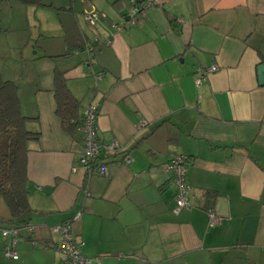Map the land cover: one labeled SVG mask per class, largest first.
I'll return each mask as SVG.
<instances>
[{"label":"crops","instance_id":"0c3cea01","mask_svg":"<svg viewBox=\"0 0 264 264\" xmlns=\"http://www.w3.org/2000/svg\"><path fill=\"white\" fill-rule=\"evenodd\" d=\"M133 1L140 0L27 6L36 8L37 21L47 8L64 12L67 39L58 52L56 45L40 56L22 52V61L14 55L23 44L9 50L3 40L18 18L4 17L7 1L0 4V75L18 86L21 113L32 119L27 128L39 133L27 152L29 223L7 224L0 197V264H60V235L51 228L68 221L81 254L100 264H264V85L257 73L264 64V0H150L133 22L113 30ZM92 9L101 13L94 25L84 18ZM51 26L40 24L39 36L52 38ZM212 65L217 70L197 86L196 69ZM56 72L79 103L66 127L56 114ZM91 104L98 106L106 166L94 175L80 167L81 116ZM113 142L119 151H110ZM177 152L191 161L190 208L175 214L162 165ZM124 154L129 164L119 163ZM209 213L221 222L211 225ZM13 227L16 260L5 257L12 240L1 234Z\"/></svg>","mask_w":264,"mask_h":264},{"label":"built area","instance_id":"2783aa9c","mask_svg":"<svg viewBox=\"0 0 264 264\" xmlns=\"http://www.w3.org/2000/svg\"><path fill=\"white\" fill-rule=\"evenodd\" d=\"M152 5L150 0L133 1L129 10L125 13V17L121 22L112 23L111 28L115 31L123 29L128 23L133 22L134 18L138 14H142L148 7ZM101 17V13L96 10L84 11V18L87 23L94 25L97 19ZM95 44L109 45L111 41L109 39L100 41L96 39ZM94 47L88 46L86 48L87 59L93 57ZM217 67L212 65L210 67H198L195 72V84L200 86L205 77L214 71ZM98 115V106L91 104L84 108L81 116V127L84 132V146L82 149V155L80 159V167L86 170L89 175L103 174L106 170L103 162L100 159L101 145L97 139L96 119ZM143 124L139 125L142 126ZM110 151L117 152L120 150L118 143L113 142L109 145ZM129 155L124 154L120 160V164H129ZM191 161L188 157L182 153L171 154L169 160L162 165L164 171L170 174L172 186L174 188V201L175 207L173 212L178 214L182 209H189V196L190 186L187 182V170ZM210 224H219L221 218L213 213H209ZM25 229L30 234L32 228L26 226ZM53 233L60 235V242L57 250L61 256L60 264H100L98 259L92 260L81 254L80 248L83 246L81 241H78L73 233V226L71 222H65L60 226H54L51 228ZM1 234L3 237H11V245L4 248L5 257L16 260L18 255L14 250L17 236L19 235V228H7L2 229Z\"/></svg>","mask_w":264,"mask_h":264},{"label":"trees","instance_id":"16d2710c","mask_svg":"<svg viewBox=\"0 0 264 264\" xmlns=\"http://www.w3.org/2000/svg\"><path fill=\"white\" fill-rule=\"evenodd\" d=\"M24 6H43L41 0H0ZM56 114L66 127L75 116L78 101L70 94L66 79L56 72L53 80ZM32 120L23 116L18 86L0 75V197L9 213V225L29 223L32 209L29 204L31 185L27 179L28 144L39 139V133L27 128Z\"/></svg>","mask_w":264,"mask_h":264},{"label":"rangeland","instance_id":"374dc122","mask_svg":"<svg viewBox=\"0 0 264 264\" xmlns=\"http://www.w3.org/2000/svg\"><path fill=\"white\" fill-rule=\"evenodd\" d=\"M47 0H44V2ZM2 2H0L1 4ZM5 3V2H3ZM5 5H8L7 9H4L2 14L4 17L11 15L13 12L18 18V22L14 24L11 29L7 30V34L3 37V40L7 42V44H10L9 50L11 49L12 43L17 46L22 43L23 47L17 49L16 54L14 55V60L16 61H22L20 60L22 56H20V53L24 52L25 55H33L37 56L36 54L34 55L33 52H37V54L40 56L43 54V50H45V47H50V45H56L55 49L58 52V50H61V47L64 44V40L67 39V16L64 14V12H60L58 10H53L47 8V15L46 18L42 19L41 21H37L35 19V14L34 12H31L32 9L36 8H30V10L27 8V6H23L19 3L16 2H6ZM11 7H17V8H11ZM42 9V8H41ZM8 19V18H7ZM51 24V29L53 30L52 33V38L50 37H43L44 35H40V32H38L40 29V24L45 25V24ZM63 27L64 29L59 31V27ZM5 38V39H4ZM57 58H54V64L58 68L61 69V67L64 65L63 62H60V60H56ZM11 65L16 64L19 65V63H12L13 61H9ZM31 61L26 62V65H24V72L26 75H30L32 73L31 70ZM53 65V63H52ZM54 66V65H53ZM29 71V72H28ZM41 73V71H40ZM25 75V76H26ZM24 91V89H23Z\"/></svg>","mask_w":264,"mask_h":264},{"label":"water","instance_id":"95a60500","mask_svg":"<svg viewBox=\"0 0 264 264\" xmlns=\"http://www.w3.org/2000/svg\"><path fill=\"white\" fill-rule=\"evenodd\" d=\"M259 85H264V64L257 67Z\"/></svg>","mask_w":264,"mask_h":264}]
</instances>
